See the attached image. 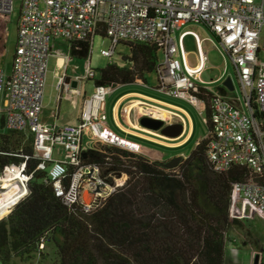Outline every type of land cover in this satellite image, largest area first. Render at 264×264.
<instances>
[{
  "label": "built area",
  "instance_id": "obj_1",
  "mask_svg": "<svg viewBox=\"0 0 264 264\" xmlns=\"http://www.w3.org/2000/svg\"><path fill=\"white\" fill-rule=\"evenodd\" d=\"M15 13L14 0H0V48L7 37V24ZM191 23L207 27L230 56L241 87V106L213 95L207 138V157L213 169L223 173L232 166H245L257 180L234 186L233 196L248 200L264 216V0H22L12 70L0 66V126L31 135L36 170L46 171L57 197L71 208L77 202L90 213L124 182L110 185L96 165H81L84 135L96 144H108L139 153V144L109 128L104 105L111 88L97 85L85 100L79 123L49 125L41 120L42 97L52 42L93 39L104 32L112 47L121 42L157 43L163 55L157 75L170 84L171 95L196 107L206 101L198 97L208 91L195 82L207 56L200 50V65L191 67L176 58L182 39L175 30ZM112 51L103 50L108 57ZM85 78L96 71L86 61ZM63 80L58 83L60 90ZM254 97L260 116L254 115ZM62 159H53L55 150ZM42 155H45L44 157ZM29 157L0 170V221L29 194L32 173ZM50 168H48V165ZM73 167L72 174L69 173ZM123 175L122 177H124ZM70 182L66 184V179ZM117 180V179H116ZM41 248H43V240Z\"/></svg>",
  "mask_w": 264,
  "mask_h": 264
},
{
  "label": "trees",
  "instance_id": "obj_2",
  "mask_svg": "<svg viewBox=\"0 0 264 264\" xmlns=\"http://www.w3.org/2000/svg\"><path fill=\"white\" fill-rule=\"evenodd\" d=\"M97 34L106 37L104 32ZM121 43L129 47L130 54L123 58L127 64H108L95 79L97 85L114 88L157 74L162 54L157 43ZM69 46L72 57L90 58L91 39L71 40ZM198 97L206 101L209 129L213 95L200 90ZM251 107L260 116L253 96ZM8 132L1 135L0 170L29 157L32 179L29 194L0 221L2 264L44 255L45 244L54 249V264H225L227 231L231 226H244L230 208L234 186L257 178L245 166L215 171L207 157V137L171 170L144 154L112 145L86 149L79 157L81 165L98 166L102 179L110 185L123 175L127 180L85 213L81 202L65 206L46 171L36 170L39 161L33 158L31 135L10 145L7 138L21 133ZM73 171L71 167L69 173ZM69 182L67 178L66 184ZM258 264H264L261 258Z\"/></svg>",
  "mask_w": 264,
  "mask_h": 264
},
{
  "label": "crops",
  "instance_id": "obj_3",
  "mask_svg": "<svg viewBox=\"0 0 264 264\" xmlns=\"http://www.w3.org/2000/svg\"><path fill=\"white\" fill-rule=\"evenodd\" d=\"M188 25L190 24L175 30L172 35L176 42L182 39L185 52L182 55L181 50H179L176 58L180 61H185L191 67H198L200 65L199 54L201 50L207 56V60L201 72L195 75V82L205 87L211 94L220 95L240 107L242 104L240 101L241 87L236 68L230 56L223 50L217 38L206 27L216 39L218 45H216L215 49L220 54L221 60L225 63L223 69L219 66L213 67V70L216 71L214 80L211 82L206 80L205 73L207 72L210 58L204 50L203 41H214L211 37L200 38L195 30L186 28ZM177 32L179 33L177 34ZM187 38L194 40L196 45L195 51H188L186 49L185 41ZM69 47V42L62 39L53 41L51 45L41 113V120L49 125L61 126L63 124L79 123L84 100L94 92L97 86L96 81L92 87L87 84V81L95 80L96 74L94 79L85 78L86 61L72 57L69 54ZM231 68L233 71H230ZM229 79L231 80V84ZM60 80H63V84L59 90L58 83ZM227 81L231 89L224 86V83ZM236 83L239 84L240 88L238 96L233 93L236 91ZM170 89L171 85L167 83L162 84L156 73H153V75L146 74L144 79H136L132 83L117 85L111 88L104 105L107 126L125 139L139 144L141 148L139 153L146 155L151 161L158 163L169 161L178 156H181L182 160L186 159L188 157L186 150L196 147L208 134V126L204 116L206 107L203 105L196 107L183 98L171 95L169 93ZM187 106L194 108L199 115L204 116L205 125L207 126L206 136H200L197 133L196 124L189 114ZM143 117L161 120L164 124L159 130L147 128L141 124ZM173 125H182L181 131L170 130L166 133L162 132L166 127ZM82 145L86 149L95 147V144L88 135L83 136ZM258 216L264 220V216L259 214ZM246 230L247 234L250 235L248 229ZM242 235L243 233L239 231H234L231 228L228 229L225 264H256V257H258V264V254L261 255L262 262L264 263V244H260L253 238V242L244 241L247 243L246 245H250L248 246L249 249H241L239 244L242 241ZM262 243H264V234Z\"/></svg>",
  "mask_w": 264,
  "mask_h": 264
},
{
  "label": "rangeland",
  "instance_id": "obj_4",
  "mask_svg": "<svg viewBox=\"0 0 264 264\" xmlns=\"http://www.w3.org/2000/svg\"><path fill=\"white\" fill-rule=\"evenodd\" d=\"M21 1L22 0H14L15 13L11 16L10 23L7 24V31H6L7 37L5 38V42L3 41L2 43L3 45L0 48V66L4 69L6 73H10L12 70L13 57L15 53L16 39H17V22H18V17L20 13ZM186 28L195 30L199 34L200 38L211 37V39L214 41V42L203 41L204 50L208 54V57L210 58V61L208 62V69H207V72L205 73V78L206 80L211 82L212 80L215 79V74H216V71L213 70V67L219 66L222 69L225 67L224 61L221 60L220 54L215 49L216 45H218L217 41L214 38V36L209 32V30L201 24H190ZM178 33L179 32H177V34ZM185 43H186V49L188 51L196 50V45L192 38H187ZM103 50L112 51V53L110 56L106 57L102 54ZM129 54H130V51L127 45L119 43L116 46L112 47V43L109 38L104 37L100 34H97L93 39V44H92L91 51H90V58L84 59L82 61H87V60L91 61V67L96 71V78L98 79L100 70L105 68L108 64L110 63L118 64V65L127 64V62L124 61L123 58L124 56H128ZM161 61H163V55L160 53L159 62ZM231 70L233 71L232 68L230 69V71ZM150 74L153 75V73H150ZM235 80H236V77H235ZM87 84L91 85L92 87L95 85V80L87 81ZM214 87L216 86L214 85ZM239 91H240L239 84L236 83V91H234L233 93L238 96ZM187 108H188L189 114L194 119V122L196 124L197 133L200 136H206L207 126L205 125V119H204L205 115L204 116L199 115V113L190 106H187ZM7 132H8L7 130L0 128V141H2L1 135ZM28 136L29 135L26 133H23L21 135L13 134L7 139L11 145L12 142H14L16 139H21L22 137V139L25 140L28 138ZM102 145L110 146L108 144H102ZM117 148L124 150V151L131 152L124 148H120V147H117ZM194 149L195 147L188 148L186 150L188 156L191 154V152ZM131 153H136V152H131ZM58 154H59L58 150L56 149L54 151L53 158L60 159L62 156ZM136 154H140V153H136ZM42 156L44 157L45 155H42ZM50 165L51 164L48 165V168H50ZM126 180H127L126 176L121 177V178H115V183L117 181L118 183L122 184L123 182L125 183ZM230 208L233 214L244 223L243 227L242 226H231L230 227L234 231H239L243 233L242 241L239 244L241 249H244V250L249 249L248 246L250 245H246L247 243H245L244 241L249 242V241H252L253 238L256 239L260 244H264L262 243L263 234H264V220L262 217L258 216L255 208L251 205V203L246 199L236 198L235 196H233L231 200ZM246 229H248L250 235L247 234ZM43 254L44 255L36 256L32 260H28L24 262L17 261L15 263L13 262V264H54L55 254H54V249L52 246H47V244H45ZM257 256L261 258L260 254H258ZM0 264L2 263L0 262Z\"/></svg>",
  "mask_w": 264,
  "mask_h": 264
},
{
  "label": "water",
  "instance_id": "obj_5",
  "mask_svg": "<svg viewBox=\"0 0 264 264\" xmlns=\"http://www.w3.org/2000/svg\"><path fill=\"white\" fill-rule=\"evenodd\" d=\"M229 82L231 84V80L229 79ZM224 86L228 89H231V87L228 84V81L224 83ZM141 124L143 126H146L147 128L159 130L163 126V121L157 120L151 117H143L141 120ZM182 129V125H173V126H168L165 129L162 130L163 133L169 132L170 130H176V132H180ZM182 162V157L178 156L175 157L169 161H164V162H159V165L163 168H166L168 170L175 169L177 168ZM258 257L255 259V263L257 264Z\"/></svg>",
  "mask_w": 264,
  "mask_h": 264
}]
</instances>
